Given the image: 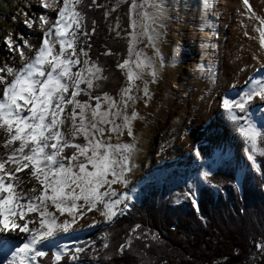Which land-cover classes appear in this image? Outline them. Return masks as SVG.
<instances>
[{"label": "snow or ice", "instance_id": "1", "mask_svg": "<svg viewBox=\"0 0 264 264\" xmlns=\"http://www.w3.org/2000/svg\"><path fill=\"white\" fill-rule=\"evenodd\" d=\"M81 2L38 0V7L53 11L54 17L47 12L31 16L22 13L23 25L40 34L36 42L32 43L21 32L15 35L9 32L2 39L5 55L0 58V264H39L38 258L44 257L48 249H51L53 264H62L64 256L70 264H78L85 248L78 242L72 248L61 243L78 231V226L74 227L77 221L95 210L105 224L110 223L123 214L134 199L127 188L119 192L113 185L127 184L126 173L134 167L130 156L135 144L119 139L115 144L106 142L110 137L103 135V125L113 134L127 129L134 141L131 121L140 117L135 108L130 116L125 110L129 102L135 104L132 88L137 79H143L145 70L152 77L151 82H155L158 72L154 58L159 57L156 47L159 29L172 5L166 0H139V3L131 0L128 56L116 65L125 76L126 85L120 88L118 99L114 100L108 93L90 94L93 87H99L95 82L106 77L103 69L87 58L84 41L79 39L88 35L82 28L85 17L77 8ZM241 3L245 12L240 15L259 21V29L255 25L253 29L259 31L260 48L264 49V18L256 15L248 0ZM211 6L210 0H201L202 18ZM115 8L113 5L112 10ZM104 15L107 17L108 12ZM12 19L15 21L16 17ZM141 40H146L145 47L151 46L152 57L135 48ZM202 46L206 48L207 42H202ZM133 53L134 60L131 59ZM175 53L173 48V58ZM81 56L85 57L82 61ZM256 59L253 55V60ZM131 65H135V70ZM160 66L163 67V61ZM260 71H264V66ZM209 80H212L211 73ZM147 83L145 81V87L140 89L142 97L151 95ZM233 91L234 86H230L220 94L218 107L242 137L251 168L259 171L255 156H264V78L252 79L234 94ZM80 92L96 104L76 100ZM101 98L106 104L103 109ZM68 106L72 109L70 117L64 115ZM86 110L91 113V121L86 119ZM256 112H259L258 121ZM118 116L122 123L114 124ZM62 126L68 131H62ZM81 136L83 143L76 142ZM98 136L102 139H97ZM68 148L72 149L70 155L65 152ZM210 171H201V178L207 179ZM192 187L190 184L182 195L198 211L197 193ZM55 213L64 219H58ZM139 228L140 225H134L129 230V239L115 250L117 255L130 247L132 234ZM142 235L147 237V231ZM151 235L155 239V233ZM102 247H108L106 236ZM255 247L264 254V244L257 242Z\"/></svg>", "mask_w": 264, "mask_h": 264}, {"label": "trees", "instance_id": "2", "mask_svg": "<svg viewBox=\"0 0 264 264\" xmlns=\"http://www.w3.org/2000/svg\"><path fill=\"white\" fill-rule=\"evenodd\" d=\"M104 1L118 0H96L95 4L92 0H82L77 6L85 17L83 25L88 35L84 36V48L88 59L96 62L106 77L96 82L99 87L92 88V96L110 95L126 82L116 65L127 56L131 0L119 4L118 18L114 12L105 17V6L101 4ZM116 19L119 25L114 29L111 22ZM106 52L110 54L105 55ZM131 67L135 70V65ZM143 80H146L144 75L135 82ZM78 96L81 102L87 100L84 93ZM70 109L68 106L66 117ZM62 131L67 132L68 128L62 126ZM65 152L70 155L72 149ZM228 160L229 156L219 158L207 179L202 178L196 184L198 211L186 198L169 202L168 175H175L174 170L164 172L163 179L143 184L138 202H132L111 223L88 233L90 243L82 247L85 251L79 255L78 264H245L257 250L256 243H264V156L256 155L259 171H245L239 187ZM180 189L188 190L184 185ZM134 225L140 228L132 234L130 247L117 255L116 248L129 239V230ZM145 231L147 237L142 235ZM105 236L107 248L102 247ZM38 261L53 264L51 250ZM62 264H70L66 256L62 257ZM256 264H264V256Z\"/></svg>", "mask_w": 264, "mask_h": 264}, {"label": "rangeland", "instance_id": "3", "mask_svg": "<svg viewBox=\"0 0 264 264\" xmlns=\"http://www.w3.org/2000/svg\"><path fill=\"white\" fill-rule=\"evenodd\" d=\"M121 2L122 0L111 2L104 1L101 3L105 6V11L108 12L107 17L111 16L114 12L118 18L119 14L117 8ZM166 2L172 5V7L169 10L168 18L163 20V27L159 29L160 37L156 44L159 57L154 58V66L158 72L157 77L155 82H151L152 77L148 76L145 70L142 75L146 77V80L134 82V87L132 88V94L136 96V102L134 105L129 102L125 110L127 115L130 116L132 109L135 108L140 117L131 121L134 141L133 138L128 136L127 129H124L122 133L117 132L113 134L106 131L107 125H103L105 128L103 135L105 137H110V140L106 142L115 144L119 139V141L123 143L134 142L135 144V150L130 156V163L134 165V167L130 169L129 173H126L127 184L123 186L113 185L119 192H123L125 188H127L130 194L134 196V199L129 202V207L132 202H138L140 198V187L143 184L153 180L163 179L165 176L164 172L169 170L176 171L175 175H168L170 187L168 199L170 203H177L184 198L182 195L184 191L180 189L181 185L186 186L188 189V186L191 184L193 186L192 190L197 193L196 184L202 182L200 176L201 171H212L219 158L229 156L228 164L235 170V182L238 187L245 171L254 170L251 168L243 149L231 150L226 155H219L213 167L209 169L201 168L197 171L188 170L186 165L170 164L173 159L169 156V150H159L162 136L165 133L163 126L167 125L170 112H176L175 107L177 104L182 106L185 111L178 121L183 122L186 119H188L186 120L187 123L190 121L187 114L190 85L193 79L208 76V60H213V35L218 28L217 22L212 19L214 15L213 6L218 3V0H210L212 6L209 11L203 14V18L199 10L201 0H166ZM137 3H139V1ZM113 5H116L114 11L112 10ZM40 12H47L48 15L54 17L53 11L40 9L38 7V0H0V58H3L5 55V48L2 45L3 36L9 32L13 35L17 32H21L29 41L32 43L36 42L40 34L35 29H28L23 25L22 20L24 17L22 13H27L31 16L34 14L38 15ZM13 17H16L15 21H13ZM118 25L119 21L117 19L111 22V26L114 29ZM82 28L84 30L83 23ZM130 31L129 29L128 32ZM209 33H211V35H209ZM126 37L128 56L127 34ZM79 39L84 41V36H80ZM202 42H207L208 46L205 48L202 46ZM145 43L146 40H141L135 45V48L142 51L146 56L152 57V48L151 46L145 47ZM173 48L176 49L174 58ZM78 52L79 48H77V53ZM206 54H209V56ZM79 58L81 61L85 59L83 56ZM135 58V53H133L131 59L134 60ZM161 61H163V67L160 66ZM214 80H217L216 74L214 75ZM145 81L148 82L146 86L151 93L148 97H142L140 95V89L145 87ZM125 85L126 82L122 84V86ZM80 87L83 88L84 85H80ZM119 90L114 93L112 92L109 96L114 100L118 99L117 93ZM78 95L75 97L76 100H79ZM145 99L147 103H145ZM84 102L93 106L96 104L94 100H89L88 95L87 100ZM105 107L106 104L103 102V98H101V109ZM71 111L72 109L68 111V117L71 116ZM76 111L79 112V108H77ZM85 116L88 121H91L92 117L90 111L86 110ZM255 119L258 121L259 115H256ZM78 122L79 120L77 118V123ZM121 123L122 120L118 116L114 124ZM97 139H102V137L98 136ZM76 142L83 143V137H77ZM183 147L179 148V152H177L176 156L183 155L185 150ZM55 215L60 220L64 219V216H60L59 213H55ZM93 219L96 221L95 224H93ZM107 224H105L104 218L101 217L97 211H89L77 221V225H74V227L78 226V231L73 233L72 238L62 240L61 243H65L69 248H72L75 246L76 242H78L79 246L82 248L90 243V241L87 240L90 231L96 227ZM263 256L264 254L256 250L249 256L245 264H256Z\"/></svg>", "mask_w": 264, "mask_h": 264}, {"label": "bare ground", "instance_id": "4", "mask_svg": "<svg viewBox=\"0 0 264 264\" xmlns=\"http://www.w3.org/2000/svg\"><path fill=\"white\" fill-rule=\"evenodd\" d=\"M248 4L257 16L264 18V0H248ZM213 11L212 19L218 28L212 41L213 60H208L212 80H209V73L207 77L193 79L187 101L190 121H178L185 111L177 104L176 112H170L169 121L163 126L165 133L159 147V150H169L173 159L170 164L186 165L193 171L213 167L219 155H226L231 150H244L242 137L219 109L218 99L230 86H234V94L252 79L264 78V71H260L264 66V49L260 48L259 31L253 29V25L259 29V21L240 15L245 12L241 0H218ZM253 55H256V60H253ZM215 74L217 80H214ZM181 147L185 149L183 155L176 156Z\"/></svg>", "mask_w": 264, "mask_h": 264}]
</instances>
